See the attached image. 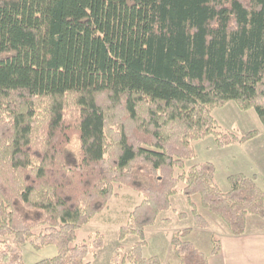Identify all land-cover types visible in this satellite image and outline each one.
<instances>
[{
	"label": "trees",
	"instance_id": "1",
	"mask_svg": "<svg viewBox=\"0 0 264 264\" xmlns=\"http://www.w3.org/2000/svg\"><path fill=\"white\" fill-rule=\"evenodd\" d=\"M231 102L264 128V0H0V264H25L27 242L58 250L37 264H91L105 236L77 234L117 188L141 203L120 229L136 241L114 264H162L144 255L146 230L179 192L196 228L209 226L199 196L244 236L250 216L264 221L256 180L232 175L224 192L212 163L186 168L195 141L260 134L220 131L213 111ZM190 232L171 238L177 264H210Z\"/></svg>",
	"mask_w": 264,
	"mask_h": 264
},
{
	"label": "rangeland",
	"instance_id": "2",
	"mask_svg": "<svg viewBox=\"0 0 264 264\" xmlns=\"http://www.w3.org/2000/svg\"><path fill=\"white\" fill-rule=\"evenodd\" d=\"M213 116L220 131L228 135H234L238 139L255 130L260 132L258 136L253 138L260 137L256 142L257 145H254L252 149L259 165L251 164L250 160L244 155L245 152L238 148L237 144L224 148L219 147L212 135L193 142L197 158L186 162V168L188 169L199 163H212L216 168V182L224 192L230 190L229 177L232 175L243 174L249 176L253 172L250 176L253 178L255 177L254 174H259L260 183H264V128L257 113L254 110L242 111L236 103L231 102L221 109L214 110ZM183 187L184 184L180 183L179 190ZM116 192L118 197L111 200L108 209L93 219L77 234L78 242L87 243L91 242V237L98 233L105 236V246L99 251L97 258H90L91 264H114V257L123 253V249H130L136 241L134 237H128L125 241H120V229L127 224L129 214L141 203V197L128 188H117ZM193 201L197 204L198 213L209 222V226L206 229L196 228L192 208L189 206L186 197L179 192L171 200L172 208L162 213L157 223L146 230L148 245L144 248L145 257H158L162 264H177L176 260H173L176 259V256L171 246V238L176 233L187 229L191 230L188 237L191 242L199 240V236L202 235L198 233L207 232L208 235L209 231L211 232L209 236L212 239V248L213 242L220 240L224 229L228 230L226 224L218 217L202 209L199 196L193 197ZM179 214H185V217L180 218ZM250 217L264 223L259 217ZM57 254L58 250L55 246L41 250L33 248L30 242L22 246L25 264H37L41 261L50 260Z\"/></svg>",
	"mask_w": 264,
	"mask_h": 264
},
{
	"label": "crops",
	"instance_id": "3",
	"mask_svg": "<svg viewBox=\"0 0 264 264\" xmlns=\"http://www.w3.org/2000/svg\"><path fill=\"white\" fill-rule=\"evenodd\" d=\"M259 139L260 137L249 140L245 144H237L239 146L238 148H241L245 152L241 153H244L251 164L254 163L255 166L259 165V163L252 149L254 145H257L256 142ZM256 169L258 170L257 167ZM251 174H253V172H251ZM250 175L248 177L252 178ZM253 176H255L253 178L256 180L259 187L264 190V183H260L259 174H254ZM206 233L207 232L198 233L202 236H199L197 242L192 241V243L208 257L210 264H264V223L257 221L254 217L248 218L247 231L244 236H231L229 230L224 229L220 237L221 252L219 255L211 254L212 239L209 236L211 232L209 231L208 235ZM173 260L176 259L174 258Z\"/></svg>",
	"mask_w": 264,
	"mask_h": 264
}]
</instances>
